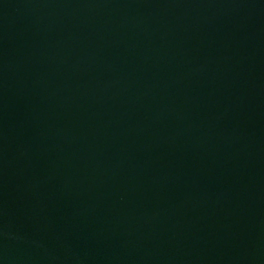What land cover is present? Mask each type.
<instances>
[{
	"label": "water",
	"instance_id": "water-1",
	"mask_svg": "<svg viewBox=\"0 0 264 264\" xmlns=\"http://www.w3.org/2000/svg\"><path fill=\"white\" fill-rule=\"evenodd\" d=\"M0 264H264V0H0Z\"/></svg>",
	"mask_w": 264,
	"mask_h": 264
}]
</instances>
